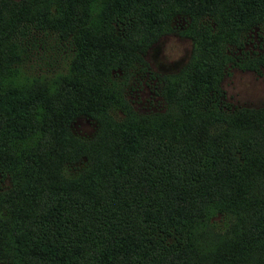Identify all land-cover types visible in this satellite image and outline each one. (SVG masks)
Listing matches in <instances>:
<instances>
[{
	"label": "trees",
	"instance_id": "1",
	"mask_svg": "<svg viewBox=\"0 0 264 264\" xmlns=\"http://www.w3.org/2000/svg\"><path fill=\"white\" fill-rule=\"evenodd\" d=\"M176 16L190 58L137 112L127 78ZM34 31L68 42L57 70L30 71ZM231 66L264 69V0H0V264H264V105L221 98Z\"/></svg>",
	"mask_w": 264,
	"mask_h": 264
},
{
	"label": "rangeland",
	"instance_id": "2",
	"mask_svg": "<svg viewBox=\"0 0 264 264\" xmlns=\"http://www.w3.org/2000/svg\"><path fill=\"white\" fill-rule=\"evenodd\" d=\"M186 18L176 16L172 21V30L162 34L146 50L145 59L148 68L157 75L166 72H177L188 62L191 54L192 40L184 33ZM26 45L29 49V68L31 72L42 71L50 73L63 64L68 42L57 40L55 34L49 31H34L29 36ZM233 55L241 58L251 56L261 50L260 36L257 28H252L246 35V41L241 48H232ZM161 73V74H160ZM150 83V80H149ZM151 84L143 76L127 78L125 97L128 103L137 112L146 113L162 110L160 96L150 94ZM222 99L232 106L260 107L264 105V69L258 73L253 69L231 66L220 80ZM120 114V113H119ZM94 129V123L83 117L76 118L73 130L79 135L89 136ZM8 185L7 177L0 176V190ZM227 223L221 220L219 213L209 217L203 228H198L203 234H208L207 240H215L216 234L225 232ZM205 240V239H201Z\"/></svg>",
	"mask_w": 264,
	"mask_h": 264
},
{
	"label": "flooded vegetation",
	"instance_id": "3",
	"mask_svg": "<svg viewBox=\"0 0 264 264\" xmlns=\"http://www.w3.org/2000/svg\"><path fill=\"white\" fill-rule=\"evenodd\" d=\"M143 78L148 79V84H151V87L149 90L150 94H155V92H158V83H157L158 76L156 73L152 72L151 69L147 68L145 71V74L143 75ZM149 80H150V83H149Z\"/></svg>",
	"mask_w": 264,
	"mask_h": 264
}]
</instances>
